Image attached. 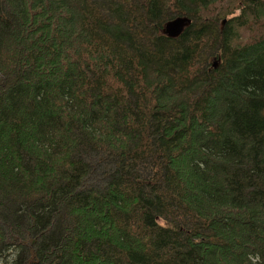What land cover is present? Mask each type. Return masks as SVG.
Listing matches in <instances>:
<instances>
[{"label":"trees","instance_id":"trees-1","mask_svg":"<svg viewBox=\"0 0 264 264\" xmlns=\"http://www.w3.org/2000/svg\"><path fill=\"white\" fill-rule=\"evenodd\" d=\"M0 264H264V0H0Z\"/></svg>","mask_w":264,"mask_h":264},{"label":"water","instance_id":"water-1","mask_svg":"<svg viewBox=\"0 0 264 264\" xmlns=\"http://www.w3.org/2000/svg\"><path fill=\"white\" fill-rule=\"evenodd\" d=\"M190 23V19L186 16H177L164 23L163 32L170 38L178 37L184 28ZM214 66L216 63L214 62Z\"/></svg>","mask_w":264,"mask_h":264}]
</instances>
